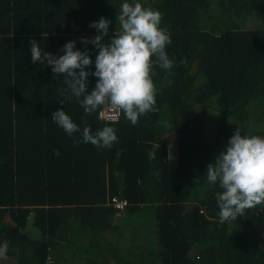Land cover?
<instances>
[{"label":"trees","instance_id":"1","mask_svg":"<svg viewBox=\"0 0 264 264\" xmlns=\"http://www.w3.org/2000/svg\"><path fill=\"white\" fill-rule=\"evenodd\" d=\"M123 2L0 0V244L9 243L0 264H264V204L221 222V189L205 175L233 125L246 133L255 117L247 135L264 137V0H139L162 13L174 66L154 63L155 110L136 125L124 115L116 123L88 115L75 97L60 105L64 76L31 62L33 38L57 56L75 41L90 51L86 70L94 72L97 49L80 41L98 35L90 24L101 17L112 22L110 39ZM258 16L263 25L249 29ZM97 79L89 76V92ZM58 109L81 132L69 136L51 120ZM208 110L220 113L213 143L203 142L197 124ZM83 121L93 134L114 127L117 142L76 143ZM174 133L172 151L165 138ZM114 198L127 207L116 209ZM118 214L140 237L129 257L110 256L117 239L104 246L99 238L118 227Z\"/></svg>","mask_w":264,"mask_h":264},{"label":"clouds","instance_id":"2","mask_svg":"<svg viewBox=\"0 0 264 264\" xmlns=\"http://www.w3.org/2000/svg\"><path fill=\"white\" fill-rule=\"evenodd\" d=\"M162 18L160 11L145 7L139 0H124L116 17L119 28L111 33L110 39L106 40L112 25L110 20L101 17L90 24L98 35L82 38L80 42L86 46L92 44L97 49L94 72L86 70L93 65L90 51L77 50L75 41L66 43L62 49L64 54L57 56L44 51L33 38L30 41L31 62H46L57 80L64 76L66 87L60 90L64 96L60 105L71 103L75 97L88 115L122 113L136 125L141 116L155 110L154 63L166 70L174 66L165 51L171 40L167 30L161 27ZM46 36L48 38L44 33V39ZM89 76L98 78L91 92L88 91ZM51 120L69 136L81 132L63 109L52 113ZM83 123L82 139L76 143L108 149L117 142L114 127L105 126L93 134L87 121ZM205 175L209 184H218L221 189L216 193L221 222L236 221L246 210L264 204V137L241 135L237 128L226 150L207 166ZM8 249L7 241L0 244V260L8 259Z\"/></svg>","mask_w":264,"mask_h":264},{"label":"rangeland","instance_id":"3","mask_svg":"<svg viewBox=\"0 0 264 264\" xmlns=\"http://www.w3.org/2000/svg\"><path fill=\"white\" fill-rule=\"evenodd\" d=\"M262 25H263V22L259 16L258 17H252L248 21V28L249 29H255V28L260 27ZM198 118L199 119L197 121V124L199 125V127L201 129L200 133H201V137H202L203 142L204 143H206V142L207 143H213L215 140V136L219 132L218 127H219L220 113H218L216 110H208L207 112L201 114ZM255 123H256L255 117H253V120L251 119V121H250V125L247 126L248 132H246V133L242 132L240 126L233 125L231 127L230 136L232 137L234 135L237 128H239L241 130V135H244V134L247 135L250 132L251 128L255 127ZM178 139L179 138L175 133L166 136V138H165L166 143L172 151L177 150L178 145H179ZM227 146H228V143L224 144L222 146V148L220 149V151L215 153L214 160L222 151L226 150ZM28 228L33 230V232H35L36 235L39 234V231L34 229L31 224ZM125 240L128 241L127 238H125ZM126 241H124V242H126ZM123 244H127V243H123ZM135 251L138 252V249H135ZM130 253H134V252H130ZM16 261H17V259L13 258L10 260L9 263L16 264Z\"/></svg>","mask_w":264,"mask_h":264},{"label":"crops","instance_id":"4","mask_svg":"<svg viewBox=\"0 0 264 264\" xmlns=\"http://www.w3.org/2000/svg\"><path fill=\"white\" fill-rule=\"evenodd\" d=\"M116 225L118 227H116V229L114 228V231L113 232H106V233H102L99 235V238L102 240V242H107L109 241L112 237V239H117L118 241V245L117 246V251H115V253L112 254V252L109 253L110 256H115L116 258H118V256L122 255V254H129V250H133L134 252L135 249H139L138 247V241H139V238L138 237V231L132 226V225H123L122 224V214H118L117 215V218H116ZM120 230V231H119ZM123 231V233L121 232ZM125 238H127L128 241L125 240ZM84 243H86V239L85 240H82ZM126 241V242H124ZM104 246L107 245V243H104ZM123 243H127V244H123ZM144 247L145 249L147 250L146 247H148V244H146V242L144 243ZM86 249V248H85ZM107 252H109L108 250L105 251V253L107 254ZM67 253V251H66ZM92 254V253H90ZM98 252H96V254H92V255H97ZM129 257V256H127ZM96 259H101V258H96Z\"/></svg>","mask_w":264,"mask_h":264},{"label":"built area","instance_id":"5","mask_svg":"<svg viewBox=\"0 0 264 264\" xmlns=\"http://www.w3.org/2000/svg\"><path fill=\"white\" fill-rule=\"evenodd\" d=\"M122 113L120 114H117V113H114V112H105L103 114V116H100L99 114V118L107 123H116L118 121H120L121 117H122ZM112 204L113 206L118 209V210H124L127 205H128V201L125 200V199H112ZM204 212V210L202 211V213ZM242 220V219H240ZM52 258H48V261H47V264H51L52 263Z\"/></svg>","mask_w":264,"mask_h":264}]
</instances>
